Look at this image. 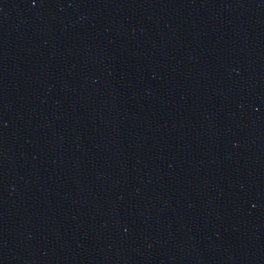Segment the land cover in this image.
Returning <instances> with one entry per match:
<instances>
[{
  "label": "water",
  "instance_id": "water-1",
  "mask_svg": "<svg viewBox=\"0 0 264 264\" xmlns=\"http://www.w3.org/2000/svg\"><path fill=\"white\" fill-rule=\"evenodd\" d=\"M0 264H264V0H0Z\"/></svg>",
  "mask_w": 264,
  "mask_h": 264
}]
</instances>
